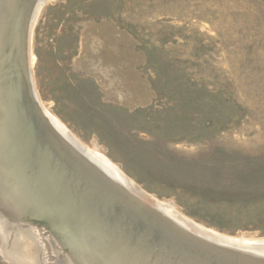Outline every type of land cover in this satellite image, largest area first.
Returning a JSON list of instances; mask_svg holds the SVG:
<instances>
[{"label": "rangeland", "instance_id": "obj_1", "mask_svg": "<svg viewBox=\"0 0 264 264\" xmlns=\"http://www.w3.org/2000/svg\"><path fill=\"white\" fill-rule=\"evenodd\" d=\"M32 34L40 101L79 140L185 219L264 239V0H49Z\"/></svg>", "mask_w": 264, "mask_h": 264}, {"label": "bare ground", "instance_id": "obj_2", "mask_svg": "<svg viewBox=\"0 0 264 264\" xmlns=\"http://www.w3.org/2000/svg\"><path fill=\"white\" fill-rule=\"evenodd\" d=\"M11 1L13 0H8L0 6V42L5 30L7 13L11 6L9 5L12 3ZM41 9H36L34 5L32 8L30 6L27 12V18L28 16L29 18L25 27V48L21 72L35 120H37V124L41 128L44 138L55 152H52L54 156L50 157L51 161L53 160L52 177L56 176V179L59 180V187L57 188L62 190L61 194L63 198L67 199L68 197V201L70 204L71 201L73 202L76 210L90 211L89 215L93 216L95 210H91L93 204L90 201L95 197L97 200L95 203L103 207L102 211L107 217L117 215L118 217L116 216L114 220L111 221L110 219V232L101 234L98 243L101 245V251L104 254L110 252L112 246L117 247L118 250L114 253V256L120 255L122 258H130L129 261L133 260L132 264H139L140 260L138 258L141 259L142 255L146 254L148 256L154 253V251L156 252V246L162 245L165 238L177 239L191 245H196L195 239L197 238L185 234V231L188 229V226H185L187 220L183 216L179 217L180 214L173 206L168 203H158V207L161 210L153 212V207H151L150 203L147 204L142 198L138 199L136 197L132 187L137 185L124 176L118 165H114L104 154L100 153L98 147L90 148L88 145L86 146L40 101L32 71L35 58H33L34 55L31 53V42L33 41V28ZM5 62L6 60H3L1 63L5 64ZM19 64L22 66L21 60ZM2 73L3 70L1 68L0 76ZM13 76L17 78V81L18 79L22 81L20 76ZM14 77H7L10 79V86L15 81ZM117 95L119 100L124 101V93L118 92ZM4 96L6 100H4ZM11 103V92L0 93V108L2 109L3 106L7 107L10 111L6 115L12 116L10 119L14 120L16 118L14 111L21 115H23V111L19 108H13ZM13 126L15 133H17V125ZM54 157L69 165L71 173L65 170L59 172L60 167L55 166L57 160L55 162ZM62 181L67 182L63 184ZM24 186L27 190L24 187L20 190L27 196L26 199H33L34 196H37L33 188L28 185ZM4 188L6 189V187ZM4 196L9 197V195L6 196L4 192L0 191V252L6 260L13 264H40L44 245L41 242L39 231L33 228L35 225L30 223L27 229H22L21 223L24 222L20 217L21 214L16 206L12 205ZM84 198L87 201H84ZM73 204L71 207H73ZM28 209H30L35 217L49 220L51 229L53 230L49 232L51 233V239L57 245L56 252H65L64 258L59 263L78 264V258L76 259L75 255H73L75 248L73 249L70 246V250L67 251L71 253H67L64 248L63 242L67 244L65 239H70V236L66 234V227L70 222L64 213L54 211L50 207H43L39 202L36 203L35 201L32 202V205H29ZM96 216L94 215V217L90 218V221H96ZM15 229L18 230L15 231ZM201 229L204 228L201 227ZM58 231L62 232V237L64 234L63 239H61L60 235L57 236L56 233ZM206 231L213 232L210 230ZM229 239L241 245L264 241V239H248L245 235ZM98 243L96 246H99ZM108 248H110L109 251H107ZM241 249L245 251L242 253L249 255L251 260L264 264V246Z\"/></svg>", "mask_w": 264, "mask_h": 264}, {"label": "water", "instance_id": "obj_3", "mask_svg": "<svg viewBox=\"0 0 264 264\" xmlns=\"http://www.w3.org/2000/svg\"><path fill=\"white\" fill-rule=\"evenodd\" d=\"M6 1L8 0H0V6L5 4ZM48 1L13 0L9 4L11 6L7 13V22L0 42V70L1 68L3 70L0 76V93L11 92V106L15 109H22L23 115L14 111L16 118L13 120L10 119L12 116L6 115L10 111L7 107L3 106L2 109L0 108V191L4 192L6 196L9 195V197L7 196L8 198L5 196L4 198L16 206L25 224H33L47 233L53 231L49 220L35 217L28 209L29 205H32V202L35 201L36 203L39 202L43 207H50L54 211L64 213L70 222L66 227V234L70 236V239H65L67 244L63 242L64 248L67 253H71L67 251L70 250V246L73 249L75 248L73 255H75L76 259L78 258V264H130V262L132 264L133 260L129 261L130 258H122L120 255L114 256V253L118 250L117 247L112 246L110 252L104 254L101 251V245L98 243L101 234L110 232V219L111 221L114 220L117 215L107 217L102 211L103 207L95 203L97 200L93 196L90 201L93 204L91 210H95L93 216L89 215L90 211L76 210L73 202L71 201L70 204L68 197L67 199L63 198L62 190L57 188L59 187V180L56 179V176L52 177L53 160L51 161L50 157L54 156L53 153L55 152L44 138L43 132L37 124V120H35L21 72L25 48V27L29 18V16L27 18V12L30 6L32 8L35 5L36 9H40ZM19 59L22 66L19 64ZM3 60H6L5 64L1 63ZM13 75L20 76L22 81L19 79L17 81V78ZM7 77L15 78L11 86L9 83L10 79ZM4 100H6L5 96ZM13 125H17V133H15ZM55 162V166L60 167L59 172L65 170L71 173L69 165L59 159H55ZM62 182L65 184L67 181ZM24 185L33 188L37 196H34L33 199H26L27 196L20 190L22 187L25 188ZM132 188L138 199L142 198L147 204L150 203L152 205L153 212L161 210L155 198L137 186ZM7 190L12 192L9 191L11 192L9 193ZM83 200L85 201L86 199L84 198ZM72 204L73 207H71ZM94 215H97L96 221H90V218L94 217ZM186 222L185 226H188V231L186 230L185 234L197 238L195 239L196 245L177 239L165 238L162 245L156 246V252L154 251L148 256L144 254L141 259L138 258L140 260L139 264H263L251 260L249 255L242 253L245 251L241 248L262 247L264 246V241L241 245L229 238L201 229L193 221L187 220ZM56 234L63 239L64 234L62 237L61 231ZM97 243L99 246H96Z\"/></svg>", "mask_w": 264, "mask_h": 264}]
</instances>
